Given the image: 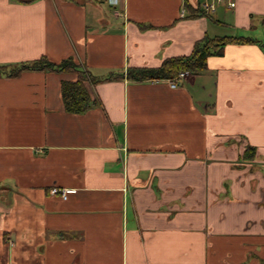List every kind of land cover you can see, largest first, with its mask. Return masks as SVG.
I'll list each match as a JSON object with an SVG mask.
<instances>
[{"label": "crops", "instance_id": "crops-1", "mask_svg": "<svg viewBox=\"0 0 264 264\" xmlns=\"http://www.w3.org/2000/svg\"><path fill=\"white\" fill-rule=\"evenodd\" d=\"M224 36L176 87L127 77ZM41 57L90 104L0 74V264H264V0H0V65Z\"/></svg>", "mask_w": 264, "mask_h": 264}, {"label": "trees", "instance_id": "trees-1", "mask_svg": "<svg viewBox=\"0 0 264 264\" xmlns=\"http://www.w3.org/2000/svg\"><path fill=\"white\" fill-rule=\"evenodd\" d=\"M250 38L246 37H213L205 38L196 43L192 52L187 56H177L166 58L158 67L132 68L127 72V77L136 80L145 79H168L177 78L179 73L187 72L196 75L207 66L210 56L220 55L226 44L230 43H249ZM77 66L71 60H64L55 64L49 62L45 57H41L30 63L18 66L0 65V74H17L24 69H52L57 71L73 70L78 72L76 80H63L61 82V93L64 107L70 112H82L90 104L89 94L84 86L85 71H78ZM106 77L105 79H108Z\"/></svg>", "mask_w": 264, "mask_h": 264}, {"label": "built area", "instance_id": "built-area-1", "mask_svg": "<svg viewBox=\"0 0 264 264\" xmlns=\"http://www.w3.org/2000/svg\"><path fill=\"white\" fill-rule=\"evenodd\" d=\"M99 1H105L109 4L114 5V6L118 5V3L120 2V0H99ZM202 7L205 11H211L214 8L212 3H207V2L203 3ZM184 76H185V73L181 72V73H179L177 78L170 80L171 87H176L177 80L184 77ZM71 191H73V189H65V188L64 189H58V188L52 189V193H60V195L64 198L66 197L67 193H69Z\"/></svg>", "mask_w": 264, "mask_h": 264}]
</instances>
